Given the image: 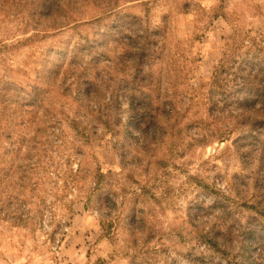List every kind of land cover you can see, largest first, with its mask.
I'll use <instances>...</instances> for the list:
<instances>
[{
    "label": "rangeland",
    "instance_id": "rangeland-1",
    "mask_svg": "<svg viewBox=\"0 0 264 264\" xmlns=\"http://www.w3.org/2000/svg\"><path fill=\"white\" fill-rule=\"evenodd\" d=\"M0 264H264V0H0Z\"/></svg>",
    "mask_w": 264,
    "mask_h": 264
},
{
    "label": "trees",
    "instance_id": "trees-1",
    "mask_svg": "<svg viewBox=\"0 0 264 264\" xmlns=\"http://www.w3.org/2000/svg\"><path fill=\"white\" fill-rule=\"evenodd\" d=\"M132 57L135 58L134 59V68H136V70H139V68H141L140 63H143V60L145 59V54H144V47H139L134 49L132 51ZM142 69V68H141ZM251 71L247 70L248 75L245 78V81L247 82V84H251V86L249 87L248 91H251L255 97L259 98V93L261 91L260 87L258 86V76L259 74H257V70L259 68V65L257 63L251 64L250 66ZM137 72L134 74L133 80H135L137 82V77H136ZM251 78H253V80H250ZM132 92V91H131ZM142 94L141 96H136L133 92L132 94L129 96L133 102H150L151 97H149V95H146L144 93H140ZM128 95V94H127ZM246 95L249 94H245V93H241L240 96L244 99V102H251L252 98L251 97H247L245 98ZM258 125H260L259 123H255L254 127L256 128V130L259 131V129H257Z\"/></svg>",
    "mask_w": 264,
    "mask_h": 264
}]
</instances>
